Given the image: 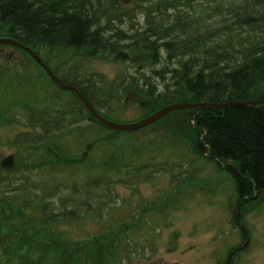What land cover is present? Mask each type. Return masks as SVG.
Wrapping results in <instances>:
<instances>
[{"label":"trees","instance_id":"1","mask_svg":"<svg viewBox=\"0 0 264 264\" xmlns=\"http://www.w3.org/2000/svg\"><path fill=\"white\" fill-rule=\"evenodd\" d=\"M138 1H153L157 10L146 16L145 29L133 27L127 32L124 22L112 26L108 20L120 0H0V37L14 38L39 55L44 49L74 50L125 63L144 56L151 63V74L143 64L137 69L139 76H126L122 82L120 77L109 82L73 71L62 75L104 117L102 109L115 102L123 104L128 90L154 104L146 116L169 104L264 100V0H229L212 10L199 6L194 13L186 9L193 10L198 0ZM46 80L52 90L44 93L39 91L38 79L0 65V124L20 126L23 131L16 134L13 145L47 161L43 174L0 179L1 225L68 226L84 230L89 237L118 234L125 228L123 237L102 253L108 264H121L138 248H133L137 243L132 225L140 221L143 207L140 200L119 193V187L137 191L139 184L150 183L156 173L168 174L164 197L144 205L147 208L168 202L188 184L214 181L219 172L226 171L233 176L237 197L234 223L247 243L248 234L240 222L264 201V105L176 111L152 126L181 115L185 122L181 132L187 142L162 139L158 146H134L120 141L128 133L96 122L72 92ZM65 93L68 100L59 105ZM171 146H176L178 154L163 160ZM186 150L213 164L215 175L205 178L196 159H187ZM133 206L131 218L123 217L125 209ZM90 223L96 229L88 230ZM34 232L38 235L24 234L17 241L37 245L33 252L43 248V257L35 264H80L81 256L85 264L90 253H95L70 249L49 234ZM34 236L48 243L38 244ZM0 244V254L6 255L9 248ZM242 249H233L227 264ZM53 252L61 253L56 262H44V256Z\"/></svg>","mask_w":264,"mask_h":264},{"label":"rangeland","instance_id":"2","mask_svg":"<svg viewBox=\"0 0 264 264\" xmlns=\"http://www.w3.org/2000/svg\"><path fill=\"white\" fill-rule=\"evenodd\" d=\"M220 3L228 4L229 0H207L206 2L198 0L194 3L193 10L191 8L186 10L194 13L199 6L212 10ZM156 10L157 6L153 1L120 0L117 8L111 9L108 20L112 26L124 22L122 27L127 32L133 27L145 29L146 16ZM22 52L1 46L0 65L10 66L13 72L31 80L38 79L43 89L39 91L51 92L52 88L48 85L46 80L48 78L43 70L30 59V56ZM40 55L60 78L73 71L81 76L93 75V79L104 78L109 82H114L120 77L119 81L122 82L126 76H139L137 69L143 64L147 65L144 66L145 72L151 74V63H146V60H143L144 56H137L125 63L113 57H88L84 52L74 50L44 49L40 51ZM64 95L59 100V105H62L66 98L68 100L67 93ZM123 101V104L115 102L102 109L103 113L107 114L105 115L107 119L120 123L135 122L146 117V113L154 107L150 100L139 96L133 90L126 92ZM17 126L14 123L10 126L0 124V179L15 180L22 176L35 177L43 174L41 170L47 164L43 156L34 155L13 145L16 134L23 131L20 126ZM184 126V118L181 115L172 116L169 121L155 127L145 128L138 131V134L134 132L123 135L120 141L134 144V146L143 143H153L158 146L157 142L162 139H167L169 142L175 139L178 140L177 142H187L188 139L181 132ZM175 147H168L163 160L170 155L174 157V153L178 154L179 150ZM187 151L189 152L186 150L185 153ZM12 155L16 156L15 164L13 167L6 168L7 166L3 165L2 161ZM187 155L188 160L196 159L190 152ZM195 163L203 168L202 173L205 178L211 174L214 176L217 172L211 163L200 159H196ZM153 177L150 183L139 184L137 191L118 188L119 193L125 197L140 200L144 212L139 216L140 221L132 225L133 241L137 243L133 248H138L131 251L134 253L131 254L130 260L126 259L121 264H227L230 252L235 248L244 249L238 256L231 259L229 264H264V201L253 210L246 212L241 222L239 220L248 234L249 241L246 244V238L242 235L241 229L234 223L233 209L237 197L231 174L221 171L214 181L188 184L168 202L145 208L146 204L153 205L159 202L164 197L163 192L167 187L168 174L163 175L158 172ZM134 209V206L125 209L122 213L123 217H129ZM7 214L15 216L12 211H8ZM86 228L96 229L93 223L87 224ZM0 230V243L3 242L4 247L9 248L6 255L0 254V264H35L37 258L43 257V248H39L38 252H33L37 249V245L31 247L17 241L24 234L35 235V230L59 239L70 249L94 250L95 253H90L85 264H108L102 253L107 246H111L114 241L123 237L125 228L118 234L96 236L97 238L86 236L84 230L68 226L43 228L28 225L22 227L20 222L17 224L3 222V225L0 224ZM135 230L138 232L136 233ZM33 240L38 244L48 243L40 237H35ZM60 254L50 253L44 256V262L47 259L56 262ZM79 263L84 264L82 256Z\"/></svg>","mask_w":264,"mask_h":264},{"label":"water","instance_id":"3","mask_svg":"<svg viewBox=\"0 0 264 264\" xmlns=\"http://www.w3.org/2000/svg\"><path fill=\"white\" fill-rule=\"evenodd\" d=\"M0 46H11L14 48H17L24 53H26L28 56L31 57V59L44 71L45 75L53 82L55 83L60 89L64 91H70L72 92L78 100L86 107L89 114L93 117V119L112 129L117 132L121 133H134L141 131L145 128H148L152 126L153 124L159 122L169 114L180 111V110H191V109H199L203 110L205 108H215V109H221V110H227L232 108H238V107H248V106H258V105H264V100H258V101H250V102H230V103H224V104H214V103H184V104H169L166 105L159 110L153 112L152 114L131 123H120V122H114L111 121L104 116H102L93 106L91 101L74 85L67 84L64 82L57 74L51 69V67L43 60V58L30 46H27L18 40L14 38L9 37H0ZM14 156H11L7 158L4 163L7 167H13L15 164ZM7 163V164H6ZM257 195V194H256ZM239 211V208H238ZM237 218V214H236ZM238 219V218H237ZM237 223H239L238 220H236ZM240 224V223H239ZM241 226V225H240ZM242 227V226H241ZM243 228V227H242ZM246 233V232H245ZM247 234V233H246ZM249 239H247V242ZM247 244V243H246Z\"/></svg>","mask_w":264,"mask_h":264},{"label":"bare ground","instance_id":"4","mask_svg":"<svg viewBox=\"0 0 264 264\" xmlns=\"http://www.w3.org/2000/svg\"><path fill=\"white\" fill-rule=\"evenodd\" d=\"M44 60V59H43ZM45 61V60H44ZM46 62V61H45ZM47 63V62H46ZM48 64V63H47ZM49 65V64H48ZM50 66V65H49ZM51 67V66H50ZM52 69V68H51ZM44 72V71H43ZM47 77V76H46ZM48 78V77H47ZM49 79V78H48ZM70 92V91H69ZM106 118V117H105ZM12 156H14V159H15V161H16V156L15 155H12ZM9 157H11V156H9ZM9 157H6L3 161H5L7 158H9ZM239 225H241V224H239ZM242 226V225H241ZM243 227V226H242ZM247 235V234H246Z\"/></svg>","mask_w":264,"mask_h":264},{"label":"flooded vegetation","instance_id":"5","mask_svg":"<svg viewBox=\"0 0 264 264\" xmlns=\"http://www.w3.org/2000/svg\"><path fill=\"white\" fill-rule=\"evenodd\" d=\"M15 162V161H14ZM3 165H5L4 161H2ZM7 164V163H6ZM6 166V165H5ZM6 168H9V167H6Z\"/></svg>","mask_w":264,"mask_h":264}]
</instances>
